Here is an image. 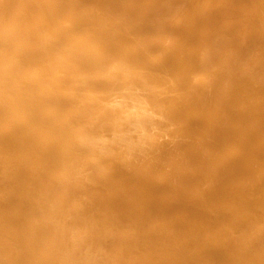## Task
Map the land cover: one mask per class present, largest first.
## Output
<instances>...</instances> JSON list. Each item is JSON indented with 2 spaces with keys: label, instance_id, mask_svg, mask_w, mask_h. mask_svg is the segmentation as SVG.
Wrapping results in <instances>:
<instances>
[{
  "label": "bare ground",
  "instance_id": "bare-ground-1",
  "mask_svg": "<svg viewBox=\"0 0 264 264\" xmlns=\"http://www.w3.org/2000/svg\"><path fill=\"white\" fill-rule=\"evenodd\" d=\"M0 264H264V0H0Z\"/></svg>",
  "mask_w": 264,
  "mask_h": 264
}]
</instances>
